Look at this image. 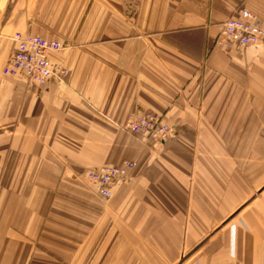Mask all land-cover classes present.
Returning a JSON list of instances; mask_svg holds the SVG:
<instances>
[{
    "label": "crops",
    "instance_id": "1",
    "mask_svg": "<svg viewBox=\"0 0 264 264\" xmlns=\"http://www.w3.org/2000/svg\"><path fill=\"white\" fill-rule=\"evenodd\" d=\"M239 6L264 26V0H0V264H264V189L226 185V147L264 146V46L215 43ZM15 32L67 75L6 74ZM147 111L167 138L127 132ZM123 160L103 197L87 172Z\"/></svg>",
    "mask_w": 264,
    "mask_h": 264
},
{
    "label": "built area",
    "instance_id": "2",
    "mask_svg": "<svg viewBox=\"0 0 264 264\" xmlns=\"http://www.w3.org/2000/svg\"><path fill=\"white\" fill-rule=\"evenodd\" d=\"M12 37L15 48L4 68L6 74L24 77L29 83L38 85L46 84L54 77L61 79L67 75L66 66L52 61L49 53L66 49L70 45L59 39L21 32H15ZM216 43L228 50L250 48L258 51L264 46V26L248 8L239 6L224 22ZM126 130L153 141L163 140L170 133L168 124L149 111L129 115ZM136 165L134 160L104 165L91 170L88 178L98 185L103 197L109 198L113 195L115 185L125 180Z\"/></svg>",
    "mask_w": 264,
    "mask_h": 264
},
{
    "label": "rangeland",
    "instance_id": "3",
    "mask_svg": "<svg viewBox=\"0 0 264 264\" xmlns=\"http://www.w3.org/2000/svg\"><path fill=\"white\" fill-rule=\"evenodd\" d=\"M232 15H233V13L229 17H231ZM215 43H216V41H215ZM216 45H218V44L216 43ZM248 49H250V48H248ZM231 50H236V49H231ZM127 132H128V130H127ZM128 133H130V132H128ZM130 134H132V133H130ZM258 134H259V137H261V135H264V132H258ZM132 135L140 136L137 134H132ZM140 137H143V136H140ZM226 137L228 138V135ZM120 163H118V164H120ZM105 165H116V164H105ZM225 170H226V174H227L226 175L227 187H232V188L233 187H236V188L241 187V191L242 190L243 191L248 190L250 192H251V190L252 191L255 190L254 189L255 185H257L259 187V191L261 189H264V146H258L256 148H250V147H245V146H242V147L227 146L226 147ZM90 171L91 170H89L86 174L88 180H89L88 174ZM254 171L257 172V178H254L253 174H252V176L250 175V173L254 172ZM240 174L242 177H240ZM90 182H92V181H90ZM92 183H94V182H92ZM95 185L98 186L97 184H95ZM116 186L117 185H115V187ZM114 188H113V191H114ZM249 194L250 193H248L246 195L245 194L241 195V198L243 199L242 200L243 203H245V202L248 203L251 201L250 198L252 196ZM236 197H238V199H239L240 196L227 194L226 195L227 206H229L231 203H235V200L237 199ZM234 212L235 211L232 212V215Z\"/></svg>",
    "mask_w": 264,
    "mask_h": 264
}]
</instances>
